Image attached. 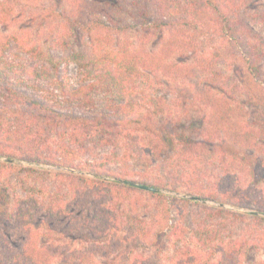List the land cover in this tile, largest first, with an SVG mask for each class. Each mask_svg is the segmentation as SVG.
Here are the masks:
<instances>
[{
	"label": "trees",
	"instance_id": "trees-1",
	"mask_svg": "<svg viewBox=\"0 0 264 264\" xmlns=\"http://www.w3.org/2000/svg\"><path fill=\"white\" fill-rule=\"evenodd\" d=\"M45 2L0 0V27L6 32L13 27L6 37L0 33V155L138 180L255 211L232 212L73 173L30 183L26 170L0 163V264H264V36L256 32H264V0H56L61 10ZM34 5H41L50 24L64 20L47 34L55 47L72 49L79 30L91 40L104 31L107 39L114 33L118 38L131 27L129 19L160 40V52L139 53L135 46L118 59L110 53L98 59L79 53L54 59L33 38L36 33L26 31L27 21L39 16ZM14 44L35 64L27 68L29 75L47 79L48 88L5 74L6 53ZM182 52L192 55L199 69L224 74L226 86L246 90L247 103L234 100L237 112L215 114L214 132L204 125L190 129L194 121L182 109L185 102L150 96L126 103L111 98L100 115H87L84 111L94 105L89 92L97 83L83 79L75 85L59 75L70 59L82 67L109 60L115 76L102 75L105 82L120 77L151 80L154 73L143 70L141 62L150 65L156 59L155 68L175 70L172 78L179 83L181 65L171 58ZM228 68L238 76L237 85L226 77ZM184 79L195 84L191 76ZM74 106L82 113L73 111ZM249 107L257 114L254 121L232 125ZM38 114L47 118L44 127ZM105 147L112 151L79 162ZM129 162L145 168L139 179L113 170ZM152 199L160 200L163 209L153 208ZM177 203L185 206L179 208L180 221L169 225V204ZM73 242L79 245L72 247ZM88 249L89 255H79ZM162 254L167 261H154ZM115 255L124 261H105Z\"/></svg>",
	"mask_w": 264,
	"mask_h": 264
},
{
	"label": "rangeland",
	"instance_id": "rangeland-1",
	"mask_svg": "<svg viewBox=\"0 0 264 264\" xmlns=\"http://www.w3.org/2000/svg\"><path fill=\"white\" fill-rule=\"evenodd\" d=\"M45 5H58L56 0H46ZM41 5H34L36 9L39 8V12L37 16V20L35 22L31 19L27 21L28 29L26 31H30L31 29L36 33V35L33 37L34 39H39L44 47H47L49 50L52 51V56L54 59H63L65 57L70 58L72 53H79L82 57H88V59H98L99 57H102L103 55H109V53L115 58L118 59L119 57H122L121 55H125L126 51L129 49L135 50V46H139L138 51L139 53H145V51H155V52H160V47L161 44L159 39H153L151 37V34H147L146 31H143L139 28H135V22L131 21L128 19L127 24H129L131 27L126 30V32L123 31L124 34H121L117 38L116 34L114 33L112 38L107 39L105 31L101 33H95V36H93V39L91 40L90 37H88V33L85 30H79L77 34V38H72V49L65 50V48H58L53 46V44L49 43L48 41H51V36L52 35H47L48 33H53L54 30L56 29V22H61L64 21L62 18L54 20L51 24L47 20L48 15L45 14L44 11H41L42 8H40ZM64 7V5H63ZM58 10H61V8L56 7ZM29 15V14H28ZM124 20L127 17H123ZM48 21V22H47ZM34 22V24H33ZM66 22V21H65ZM64 22V23H65ZM73 23V21L71 20ZM134 25V27H133ZM2 26V25H1ZM22 29V26L20 27V30ZM13 30V27L9 28L6 32L5 29L0 27V33L4 34L3 36L6 37L9 35V33ZM22 32L24 30H21ZM256 32L263 34L264 32L261 30H257ZM51 48V49H50ZM21 49L18 48V44H14L13 49L9 52L6 53V57L8 58V68L7 72L5 73L6 75L10 77H14L15 79H30V80H37V82L40 83V85L44 88H48V80L47 79H41L40 76L37 74H31L27 72V68H30V66L35 67V64L31 63L28 56L20 51ZM120 51V52H119ZM121 53V54H120ZM174 54H172L173 56ZM177 55V56H175ZM172 58L171 61L177 64H180L181 66L178 68V70L182 71L181 74V80H179V83H176L172 76L176 72L175 70L168 69L167 66L160 65V68H155L156 64V59L153 62L152 60L150 61V65H153L151 67L150 65H142L141 66L145 67L143 70L154 73V76L151 77V80L149 77L144 76L142 78L136 79L133 78H122L120 77L118 79V82H105L103 78L101 77L102 75L107 78L109 75L110 78H112L115 75L114 74V66L109 63V60H106L102 63L101 66L96 67L94 65H87L86 67L80 66V64H77L75 61L70 59V62L66 61L63 63V65L60 68L59 75L60 76H68L73 80V83L76 85L79 81H82L83 79L87 80V84L89 83H97V86L94 87L93 90L89 92V94L92 96V101L94 105H92L90 110L86 109L84 113H87V115H100L101 112H104L105 110V104L107 100H110L111 98L117 99L121 103H126L128 101H140V99H143V97H157L160 101L163 100H178V101H183L185 102L182 109L184 111L189 112L190 118H193L192 120L194 121L190 129H199V127H202L203 125L206 127H209L214 132V121L216 119L215 114L219 115L222 112L226 113L228 110L232 112V110H235L237 112L239 110V105H236L235 101H240L241 103H247L248 101V95L246 93V90L243 86L238 85V86H233V84L230 83L232 88L229 87V85L224 83L225 81L222 79L223 75L221 73L217 72H206L203 69H199L197 65H195L193 61L192 55H186L184 52L182 53H177L175 54ZM111 56V57H112ZM161 56H157V64L159 65V59ZM144 63H148V60ZM229 69V68H228ZM230 71H226V77H230L234 82V85L236 84V79L235 77H238L235 74V71L233 69H229ZM110 71L112 72L110 74ZM187 72V73H185ZM87 75V76H86ZM191 76L190 79L193 83L195 84H189V79L185 80V77ZM194 77V78H193ZM101 79V80H100ZM171 79V80H170ZM162 80L166 81L167 84L164 86L162 84ZM99 81V82H98ZM150 83H149V82ZM155 81V82H154ZM170 81V83H169ZM206 81H208L206 83ZM152 82H154V85H152ZM206 83V85H204ZM24 87V86H23ZM31 89V88H30ZM26 89L23 88L24 91L28 93H32V89ZM207 94H203V93ZM40 93V92H39ZM202 95V96H201ZM190 101V102H186ZM243 101V102H242ZM194 103V104H192ZM188 104V105H186ZM191 104V105H190ZM65 110L67 108L64 107V105H61ZM75 107V106H74ZM94 107V109H93ZM242 107V104H241ZM240 107V108H241ZM165 108V107H164ZM73 109V108H71ZM82 108L75 107L73 111L76 113H82L83 110ZM254 109V108H253ZM252 107L248 108L247 113L243 116L236 120L234 119L232 121V125L242 123L243 121L248 123V121H254L252 119V116L257 115ZM64 110V111H65ZM38 117L41 122V127L45 126V121L46 117L43 114H38ZM213 118V119H212ZM258 122V120L256 121ZM254 127V126H253ZM256 129V128H255ZM222 133V132H221ZM223 134V133H222ZM112 151V148L110 147H105V148H99L96 151L92 152V155L89 156H83L79 162L81 163L82 161H85L86 159H89L90 157H95V158H102L103 155L109 154V152ZM11 160L12 162L8 161ZM0 163H6L13 165L14 168L17 169H24L27 171V176L30 177L28 182L30 183H35L34 180L37 179L36 182L39 183H45V180H50L55 176L57 173H73L76 175H82L84 177L88 178H97L102 181L106 182H113L116 181V177L108 176V175H103V174H97L101 175L102 177H93L91 173L88 171H80L78 169H70V168H65V167H58V166H52L48 164H41V163H35L31 162L29 160H26L24 158H17V157H7L4 155H0ZM27 169H36V170H41L40 174L37 172L34 173H29ZM113 170L115 172L119 170H123L130 178H135L139 179L140 175L144 173L146 170L144 167H142L140 164L136 162H129L128 164H123L122 166L119 167H113ZM50 172L51 174H47ZM5 175L8 174V172L4 171ZM14 175H18L19 172L13 173ZM104 177H107L108 179H105ZM59 178L56 176V181ZM115 179V180H114ZM12 180V179H11ZM8 181V180H7ZM136 181V180H133ZM9 182V181H8ZM14 182V180H12ZM137 182H139L137 180ZM140 183V182H139ZM18 187V185H16ZM162 190H167L172 192V194H167L165 192H160V194L165 195L167 197L173 198H179V199H187L183 198L182 196H179L177 194L181 195H189L186 194L185 192H177L172 189L168 188H161ZM192 196V195H189ZM200 198V197H198ZM202 199V198H201ZM156 199L151 200L152 207H160V209H163L162 205H159L161 202L160 200L158 202H155ZM190 200V199H188ZM205 200V199H202ZM203 205H207L210 207H216L224 210H229L232 212H238V213H246V212H254L255 210L252 209H247L239 206H233L230 204L218 202V201H212V200H205L211 203H202L200 201H194ZM223 204L226 205L227 207L223 208L220 207L216 204ZM180 207H185L182 206L181 204H169L170 208V220H169V225H175L180 221V214H179V208ZM188 207V206H187ZM190 210L191 209H196V207H188ZM188 209V210H189ZM182 211V210H181ZM137 214V212H135ZM167 228L165 230L166 234H169L167 232ZM123 236L122 234H120ZM121 238V237H120ZM45 239V238H44ZM47 239V238H46ZM121 239L126 240V237H122ZM48 241L49 238H48ZM161 244H164L162 241L160 242ZM72 247L75 245L74 242L71 244ZM63 245L62 247H64ZM65 252L67 250L65 247L63 248ZM168 251V250H167ZM171 250L168 251V255ZM87 253L88 255L90 254V250H85L82 251L79 255L82 256V254ZM115 254V253H114ZM155 252H153L151 255H154ZM160 258L156 257L154 261H167L165 259L164 254H162ZM108 256V255H106ZM94 258V257H93ZM92 261V259H91ZM105 261H124L122 259V256H110L105 258Z\"/></svg>",
	"mask_w": 264,
	"mask_h": 264
},
{
	"label": "water",
	"instance_id": "water-1",
	"mask_svg": "<svg viewBox=\"0 0 264 264\" xmlns=\"http://www.w3.org/2000/svg\"><path fill=\"white\" fill-rule=\"evenodd\" d=\"M8 161L12 162L11 160H8ZM91 176H93V177H99V178L102 177L101 175H97V174H91ZM104 178L105 179H108L107 177H104ZM116 181L120 182L123 185L132 186V187H135V188L140 189V190H143V191H148V192H153V193L165 192L167 194H172V192H170V191H167V190L164 191L162 189H158V188L152 187L150 185H144V184H141V183H139L137 181L123 180V179H116ZM177 195L182 196L183 198H187V199L194 200V201H200V202L206 203V204L207 203H211V202L202 200L201 198L194 197V196L181 195V194H177ZM216 205H218L220 207H223V208L227 207L226 205L218 204V203Z\"/></svg>",
	"mask_w": 264,
	"mask_h": 264
}]
</instances>
